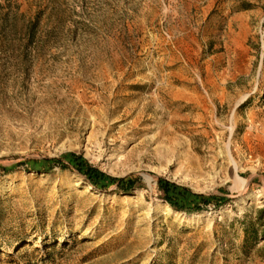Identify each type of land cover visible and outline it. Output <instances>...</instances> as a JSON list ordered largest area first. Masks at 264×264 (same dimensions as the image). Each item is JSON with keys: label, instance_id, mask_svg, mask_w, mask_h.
Segmentation results:
<instances>
[{"label": "rangeland", "instance_id": "1", "mask_svg": "<svg viewBox=\"0 0 264 264\" xmlns=\"http://www.w3.org/2000/svg\"><path fill=\"white\" fill-rule=\"evenodd\" d=\"M262 209L264 0H0V264H264Z\"/></svg>", "mask_w": 264, "mask_h": 264}, {"label": "trees", "instance_id": "2", "mask_svg": "<svg viewBox=\"0 0 264 264\" xmlns=\"http://www.w3.org/2000/svg\"><path fill=\"white\" fill-rule=\"evenodd\" d=\"M85 174L87 175L93 186H96L99 180L103 179H107L108 181L112 182L116 181L115 178L109 177L108 175H105L104 173L93 169L92 167L88 168ZM175 189H177V187H175ZM198 197L202 198L201 196ZM165 201L175 209L181 210L185 208L178 201H173L170 197H165ZM242 223V230L244 233L242 252L245 255H248L257 247V245H259L261 242H264V209L258 211L255 219L249 222L244 221Z\"/></svg>", "mask_w": 264, "mask_h": 264}]
</instances>
